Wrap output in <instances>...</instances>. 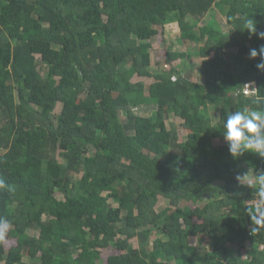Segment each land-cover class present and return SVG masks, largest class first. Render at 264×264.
Here are the masks:
<instances>
[{
    "label": "trees",
    "instance_id": "16d2710c",
    "mask_svg": "<svg viewBox=\"0 0 264 264\" xmlns=\"http://www.w3.org/2000/svg\"><path fill=\"white\" fill-rule=\"evenodd\" d=\"M252 21L264 31V0H0V220L15 239L0 240V263L264 264L262 185L240 177L264 157L233 159L222 135L226 114L264 110ZM170 23L201 44L202 83L172 65L186 51L151 67ZM199 235L211 251L189 245Z\"/></svg>",
    "mask_w": 264,
    "mask_h": 264
},
{
    "label": "rangeland",
    "instance_id": "374dc122",
    "mask_svg": "<svg viewBox=\"0 0 264 264\" xmlns=\"http://www.w3.org/2000/svg\"><path fill=\"white\" fill-rule=\"evenodd\" d=\"M188 20L192 21L191 17H188ZM210 20V15L205 16L201 21L197 22L198 26H202L204 25L207 21ZM217 22L219 23V25L222 27V29L226 30V18L222 15L217 17ZM181 38V30L180 27L178 26L177 23H170V24H166L162 29H160L158 35L152 40V45L150 48V53L152 55V64L151 67L153 68L154 71L159 70V69H169L170 64L165 63V54L166 51L168 49L174 50V51H182L185 52L186 51V56L177 59L176 61H173L172 65L175 67L176 70L181 71V75L184 77H187L189 80L195 82V83H202L204 81V75H202L199 72V67L201 64V59L196 57L197 53H194V55H190V52H193L195 50H197V48L199 47V43L196 42H182L180 41ZM198 52V50H197ZM36 57H39L38 55ZM151 68V69H152ZM43 72V70H42ZM176 77V76H174ZM134 81L139 80L138 77H134L133 78ZM151 79H146V83H150ZM252 85V84H251ZM248 90H251V88L249 87ZM61 110V104H58L56 107L55 112L58 113ZM134 111L136 113H140L143 111V114L147 115L151 112V108L149 109H145L142 110V108H135ZM182 119L178 116L175 115H170L169 118H167L166 120V124L167 126L170 127H176L179 130V140L182 141L183 139L186 138V134L187 131L184 130L181 126H182ZM215 145H220L223 143V141L221 140H214L213 141ZM5 150H2L0 152L3 153ZM57 157L59 160H62V156L60 155V149L57 150ZM242 166H245L244 163L242 164ZM82 173H76L75 176L77 178L81 177ZM264 175V172L259 170L257 171L255 174L252 173V171L248 170L247 173H244L243 175H241V179L244 180H248L251 178H255L254 180L256 181V183L261 184V180H260V176ZM56 197L58 199H63V195L59 192H56ZM109 201H112L111 199H109ZM116 204V203H114ZM182 206L186 205V202L183 201L181 202ZM189 205L194 206V204L192 202H189ZM169 206V201L167 199H165L164 197H159L157 204L155 206V210L156 211H160L166 207ZM13 226L9 225L8 230L6 231L3 239H0L3 241L4 245L6 247H9L11 245L15 244V239L14 237L12 238L9 235V231L12 230ZM31 235H36L37 232L31 230L29 232ZM156 237V235L153 233L150 236L149 239V246H151V243L153 241V239ZM130 243L133 247H137L138 243H137V239L136 238H132L130 240ZM188 243L189 245H197L199 248H203L205 250H209L211 251L213 249L212 246V242L211 239L206 236V235H199V236H191L188 239ZM247 247L249 248V243H247ZM262 248V246H261ZM116 250L113 248H107V249H103L101 251V256L104 260L107 259V257L112 254L115 253ZM245 252V251H244ZM23 261L28 262V259L25 257L23 259ZM0 264H4V263H0ZM173 264V263H172Z\"/></svg>",
    "mask_w": 264,
    "mask_h": 264
},
{
    "label": "clouds",
    "instance_id": "9594fccd",
    "mask_svg": "<svg viewBox=\"0 0 264 264\" xmlns=\"http://www.w3.org/2000/svg\"><path fill=\"white\" fill-rule=\"evenodd\" d=\"M246 29L250 36L255 35L264 40V31L258 32L254 21L250 22ZM258 55L261 62L257 63L256 68L264 72V45H261L259 49L249 50L251 59H255ZM246 85H249L252 90L255 88L254 82ZM222 135L233 159L239 158L246 152L264 157V110L235 111L226 114ZM260 180L262 183L260 195L264 196V175L260 176ZM0 187H5L3 181H0ZM8 227L9 223L6 220H0V239H3Z\"/></svg>",
    "mask_w": 264,
    "mask_h": 264
},
{
    "label": "built area",
    "instance_id": "2783aa9c",
    "mask_svg": "<svg viewBox=\"0 0 264 264\" xmlns=\"http://www.w3.org/2000/svg\"><path fill=\"white\" fill-rule=\"evenodd\" d=\"M248 88H249V85H246L245 89H244V93L248 94V93H251L253 91L252 89L248 90Z\"/></svg>",
    "mask_w": 264,
    "mask_h": 264
}]
</instances>
